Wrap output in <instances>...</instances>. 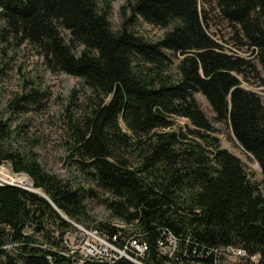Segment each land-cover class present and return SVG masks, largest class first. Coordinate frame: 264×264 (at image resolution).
<instances>
[{
	"label": "trees",
	"instance_id": "trees-1",
	"mask_svg": "<svg viewBox=\"0 0 264 264\" xmlns=\"http://www.w3.org/2000/svg\"><path fill=\"white\" fill-rule=\"evenodd\" d=\"M204 5L127 0L113 27L108 0H0L2 40L27 41L50 70L79 78L81 112L71 108L75 89L64 108L66 157L108 193L101 201L111 220L94 228L116 236L122 246L133 234L144 241L141 264H220L217 251L225 246L257 255L246 264H264V196L242 162L221 148L194 93L204 95L217 120L229 122L260 166L262 187L264 101L241 86L238 75L254 69L250 60L228 53L206 31ZM215 5L237 26L264 73V0ZM137 17L162 35L153 41L139 34ZM168 52L182 56L176 78L169 73ZM40 100L39 90L25 85L7 106L25 112ZM173 117L189 126H175ZM9 119L0 116V166L8 163L13 173L29 176L44 196L0 184V264H73L58 252L66 249L62 237L72 222H88L85 201L97 192L47 172L31 149L13 148L16 130ZM168 233L179 242L171 258L156 248ZM84 264L137 263L121 257Z\"/></svg>",
	"mask_w": 264,
	"mask_h": 264
},
{
	"label": "rangeland",
	"instance_id": "rangeland-1",
	"mask_svg": "<svg viewBox=\"0 0 264 264\" xmlns=\"http://www.w3.org/2000/svg\"><path fill=\"white\" fill-rule=\"evenodd\" d=\"M110 2V22L113 27H117L120 21V7L127 0H108ZM200 7L204 4L208 11L207 19L204 22L208 34L222 46L228 53L236 54L248 58L254 66L249 67L244 74L238 75L241 80V86L257 92L264 101V73L256 59L255 52H251L246 39L241 35L237 26L229 24L219 13L215 0H198ZM129 14V11H126ZM2 23L0 21V29ZM135 30L150 40H157L163 33V30L157 26L144 22L137 17ZM242 39V42H240ZM170 57L169 73L173 78L178 76L177 64L182 57L179 53L168 52ZM78 77L66 74L61 71H52L47 67L44 58L38 53L37 48L27 41L19 42L11 37L2 40L0 37V116L9 117V122L16 130L11 146L18 150L31 149L37 153V158L41 166L49 173L68 179L84 187H92L97 192L96 196L88 197L85 201L86 210L89 214L88 222L84 226L95 227L100 222H108L111 217L101 201V198L108 195L102 192L95 183L88 179L78 164L68 160L66 157L67 136L65 135V111L68 104L71 90L75 89L73 110L76 109L80 114L82 105V88ZM30 85L37 88L40 92L41 100L33 104L25 112L11 110L7 106L8 100L15 93L21 90V87ZM201 109L209 118L212 126L215 128L214 135L219 138L221 148L236 156L243 164V168L248 179L257 183L260 193L264 196V187L261 186V169L253 157L240 145L234 137L229 122L217 120L215 113L204 95L196 91L194 93ZM175 126H189V122L182 117H173ZM123 130L125 127L120 120ZM74 159V158H73ZM0 170L8 171L13 180L0 176V184L11 183L26 188L32 192L34 187L31 184L29 176L23 173H13L8 165L4 163ZM16 176H25L28 181L17 182ZM122 227V224H116ZM76 228H70L73 232ZM29 232L28 230H26ZM99 231V230H98ZM53 235L57 236L55 232ZM69 242V240L67 239ZM10 248V247H9ZM69 250L70 248L67 247ZM246 264L245 259L240 260L234 256H221L220 264Z\"/></svg>",
	"mask_w": 264,
	"mask_h": 264
},
{
	"label": "built area",
	"instance_id": "built-area-1",
	"mask_svg": "<svg viewBox=\"0 0 264 264\" xmlns=\"http://www.w3.org/2000/svg\"><path fill=\"white\" fill-rule=\"evenodd\" d=\"M73 225L76 230L73 232L68 230L62 237L66 249L58 251L69 257L73 264H84L87 261L113 262L121 257L129 258L133 262L141 264L143 256L147 253V244L144 241H138L134 234L127 236L124 241L125 245L122 246L114 235L110 238L97 228L84 227L74 222ZM67 247L70 249L68 250ZM156 248L159 254L171 258L178 252L179 242L173 234L168 233L165 242L159 240ZM217 252L220 256H234L240 260L248 258L256 262L258 259L257 255L249 256L240 247L225 246Z\"/></svg>",
	"mask_w": 264,
	"mask_h": 264
},
{
	"label": "bare ground",
	"instance_id": "bare-ground-1",
	"mask_svg": "<svg viewBox=\"0 0 264 264\" xmlns=\"http://www.w3.org/2000/svg\"><path fill=\"white\" fill-rule=\"evenodd\" d=\"M7 172H8V171L0 170V174H1L2 176H4V177L7 178V179L13 180V177H12L10 174H8ZM1 175H0V176H1ZM24 175H26V174H24ZM26 176H27V175H26ZM28 178H29V177H28ZM15 180H16L17 182L28 181V180L26 179L25 176H16ZM29 180H30V178H29ZM37 190H38V189H37Z\"/></svg>",
	"mask_w": 264,
	"mask_h": 264
},
{
	"label": "water",
	"instance_id": "water-1",
	"mask_svg": "<svg viewBox=\"0 0 264 264\" xmlns=\"http://www.w3.org/2000/svg\"><path fill=\"white\" fill-rule=\"evenodd\" d=\"M6 184H10V185H15V184H11V183H8V182H6ZM31 184H32V182H31ZM34 191H35V193H37V194H39V195H41V196H44L43 194H42V192L41 191H39V190H37V189H34ZM63 218H65L64 217V215H62L61 213H59ZM70 222H72V221H70ZM73 223V222H72Z\"/></svg>",
	"mask_w": 264,
	"mask_h": 264
}]
</instances>
